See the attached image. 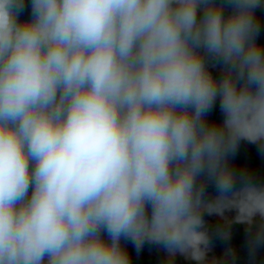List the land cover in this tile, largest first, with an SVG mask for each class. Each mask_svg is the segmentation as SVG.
I'll list each match as a JSON object with an SVG mask.
<instances>
[{
	"label": "clouds",
	"instance_id": "9594fccd",
	"mask_svg": "<svg viewBox=\"0 0 264 264\" xmlns=\"http://www.w3.org/2000/svg\"><path fill=\"white\" fill-rule=\"evenodd\" d=\"M24 8L0 0V264H130L121 238L224 264L202 216L226 211L254 255L264 183L229 157L240 141L264 156V0H30L20 21Z\"/></svg>",
	"mask_w": 264,
	"mask_h": 264
},
{
	"label": "trees",
	"instance_id": "16d2710c",
	"mask_svg": "<svg viewBox=\"0 0 264 264\" xmlns=\"http://www.w3.org/2000/svg\"><path fill=\"white\" fill-rule=\"evenodd\" d=\"M255 14L260 24L257 40L264 44V8H257ZM209 71L216 78L221 75L219 66H212L211 62L209 63ZM206 119L216 123L222 120L218 99L207 114ZM229 162L237 174L246 170L254 182L264 183V156L260 154L256 144L240 141L235 154L229 157ZM238 184L239 181H237V186ZM204 195L207 199H212L216 195L214 184L207 179H205ZM234 214L233 211L225 212V217L231 221L230 223H226L224 218L215 214H203L202 218L210 239L208 260L223 261L224 264H264V245L259 246L254 255L251 253L249 226L233 221ZM224 228L229 231V238L226 240L218 235V230ZM120 243L128 254L130 264H196L195 261L179 253L169 258L162 246L147 241L142 245L139 252L131 240L121 238ZM229 249L234 256L225 255Z\"/></svg>",
	"mask_w": 264,
	"mask_h": 264
},
{
	"label": "water",
	"instance_id": "95a60500",
	"mask_svg": "<svg viewBox=\"0 0 264 264\" xmlns=\"http://www.w3.org/2000/svg\"><path fill=\"white\" fill-rule=\"evenodd\" d=\"M24 2H25V8H24V10L21 13H19V16H18V19L20 21L28 19V15L31 12L30 0H24Z\"/></svg>",
	"mask_w": 264,
	"mask_h": 264
},
{
	"label": "flooded vegetation",
	"instance_id": "af4514ba",
	"mask_svg": "<svg viewBox=\"0 0 264 264\" xmlns=\"http://www.w3.org/2000/svg\"><path fill=\"white\" fill-rule=\"evenodd\" d=\"M29 14H31V12Z\"/></svg>",
	"mask_w": 264,
	"mask_h": 264
}]
</instances>
